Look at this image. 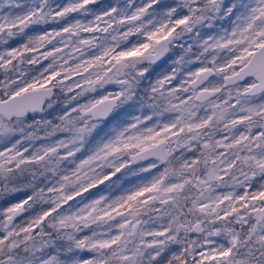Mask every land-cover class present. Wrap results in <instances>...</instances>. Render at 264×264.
Masks as SVG:
<instances>
[{"label": "snow or ice", "instance_id": "snow-or-ice-1", "mask_svg": "<svg viewBox=\"0 0 264 264\" xmlns=\"http://www.w3.org/2000/svg\"><path fill=\"white\" fill-rule=\"evenodd\" d=\"M0 264H264V0H0Z\"/></svg>", "mask_w": 264, "mask_h": 264}]
</instances>
